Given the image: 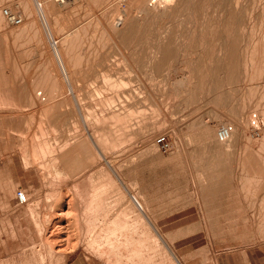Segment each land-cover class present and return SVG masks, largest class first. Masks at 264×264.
Listing matches in <instances>:
<instances>
[{
    "label": "rangeland",
    "instance_id": "374dc122",
    "mask_svg": "<svg viewBox=\"0 0 264 264\" xmlns=\"http://www.w3.org/2000/svg\"><path fill=\"white\" fill-rule=\"evenodd\" d=\"M158 1L0 0V264H264V0Z\"/></svg>",
    "mask_w": 264,
    "mask_h": 264
},
{
    "label": "built area",
    "instance_id": "2783aa9c",
    "mask_svg": "<svg viewBox=\"0 0 264 264\" xmlns=\"http://www.w3.org/2000/svg\"><path fill=\"white\" fill-rule=\"evenodd\" d=\"M1 12L6 21L12 25H19L22 22V15L20 13L13 12L8 8H3ZM232 131L233 126L231 124L225 123L217 128L216 136L220 141H225L230 137ZM15 199L17 203L21 205L27 202V196L21 189H17L15 191Z\"/></svg>",
    "mask_w": 264,
    "mask_h": 264
},
{
    "label": "crops",
    "instance_id": "0c3cea01",
    "mask_svg": "<svg viewBox=\"0 0 264 264\" xmlns=\"http://www.w3.org/2000/svg\"><path fill=\"white\" fill-rule=\"evenodd\" d=\"M62 264H109L97 258L85 256L83 259L77 262L76 256H69L66 261Z\"/></svg>",
    "mask_w": 264,
    "mask_h": 264
},
{
    "label": "bare ground",
    "instance_id": "6f19581e",
    "mask_svg": "<svg viewBox=\"0 0 264 264\" xmlns=\"http://www.w3.org/2000/svg\"><path fill=\"white\" fill-rule=\"evenodd\" d=\"M139 1H140V0H139ZM142 1H143V0H142ZM144 1H145V0H144ZM152 1H153V0H152ZM154 1H157V0H154ZM159 1H162V2H163V1H164V2H168V1H170V0H159ZM159 1H158V3H160ZM142 3H143V2H142ZM152 3H153V2H152ZM158 3H155V4H158ZM169 3H170V2H169ZM150 4H151V2H150ZM163 4H164V3H163ZM163 4H162V5H163ZM36 5H38V6H37L38 8H41V3L38 2V4H36ZM138 5H139V4H138ZM162 5H161V6H162ZM148 6H149V5H148ZM163 6H164V5H163ZM163 6H162V7H163ZM160 8H161V7H160ZM163 8H164V7H163ZM153 9H155L154 6H153ZM164 9H165V8H164ZM146 10H147V9H146ZM147 11H148V10H147ZM41 15H42V14H41ZM157 16H158V15H157ZM47 30H48V29H47ZM132 199L134 200V202H135L138 206H140L139 202L136 200L135 197L132 196ZM140 208H141V207H140Z\"/></svg>",
    "mask_w": 264,
    "mask_h": 264
}]
</instances>
